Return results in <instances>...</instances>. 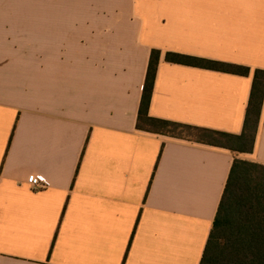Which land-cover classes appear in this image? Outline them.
I'll list each match as a JSON object with an SVG mask.
<instances>
[{
    "label": "crops",
    "instance_id": "crops-1",
    "mask_svg": "<svg viewBox=\"0 0 264 264\" xmlns=\"http://www.w3.org/2000/svg\"><path fill=\"white\" fill-rule=\"evenodd\" d=\"M3 1L39 41L0 54V264H201L234 160L264 166V107L251 154L139 130L151 53L152 117L241 134L253 75L165 57L264 70V0Z\"/></svg>",
    "mask_w": 264,
    "mask_h": 264
},
{
    "label": "trees",
    "instance_id": "trees-1",
    "mask_svg": "<svg viewBox=\"0 0 264 264\" xmlns=\"http://www.w3.org/2000/svg\"><path fill=\"white\" fill-rule=\"evenodd\" d=\"M162 56L152 50L137 127L146 133L176 137L178 129L192 132L191 141L240 154L254 152L264 107V70L238 64L167 52L166 61L239 76L253 75L244 130L231 134L162 120L150 115V105ZM201 264H264V166L234 160Z\"/></svg>",
    "mask_w": 264,
    "mask_h": 264
},
{
    "label": "rangeland",
    "instance_id": "rangeland-1",
    "mask_svg": "<svg viewBox=\"0 0 264 264\" xmlns=\"http://www.w3.org/2000/svg\"><path fill=\"white\" fill-rule=\"evenodd\" d=\"M24 1L10 0L9 2L21 5ZM0 3H8V1L0 0ZM30 23L22 10L3 8L0 4V54H24L25 52L37 54L38 18L32 19ZM175 134L176 139L186 140H190L195 135L182 129H178Z\"/></svg>",
    "mask_w": 264,
    "mask_h": 264
},
{
    "label": "built area",
    "instance_id": "built-area-1",
    "mask_svg": "<svg viewBox=\"0 0 264 264\" xmlns=\"http://www.w3.org/2000/svg\"><path fill=\"white\" fill-rule=\"evenodd\" d=\"M28 183L34 190H39L44 187L43 182L36 175H32L28 179Z\"/></svg>",
    "mask_w": 264,
    "mask_h": 264
}]
</instances>
